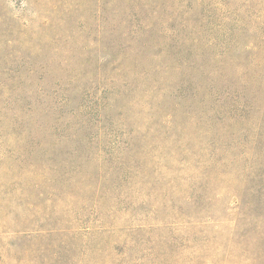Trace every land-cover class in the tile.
I'll list each match as a JSON object with an SVG mask.
<instances>
[{"label": "rangeland", "instance_id": "1", "mask_svg": "<svg viewBox=\"0 0 264 264\" xmlns=\"http://www.w3.org/2000/svg\"><path fill=\"white\" fill-rule=\"evenodd\" d=\"M0 264H264V0H0Z\"/></svg>", "mask_w": 264, "mask_h": 264}, {"label": "trees", "instance_id": "2", "mask_svg": "<svg viewBox=\"0 0 264 264\" xmlns=\"http://www.w3.org/2000/svg\"><path fill=\"white\" fill-rule=\"evenodd\" d=\"M30 81H32V79L30 78ZM203 83H204V79H203ZM11 89H9V93H10ZM206 94V92H205ZM204 94V96H205ZM208 97H204L202 100L206 99ZM229 99L232 101V106L231 107H228L229 110H233L234 112V116H235V119H243L244 116L242 115V111L244 109V107L248 108V109H253L254 108V104L252 102H250L249 99H245L243 98L242 96H240L239 94H232ZM244 99V100H243ZM215 100V99H214ZM221 106V104L219 105V107ZM228 106V105H227ZM227 106H225L224 108H226ZM238 107V108H237ZM28 112H32L34 111V108L28 106V108H25ZM210 111L216 115V113H220V111L215 107V106H212L210 105ZM208 121H211L209 119V117H207ZM218 119V118H217ZM23 135L26 134V132L24 131L22 133ZM16 137V135H14ZM20 141H23L25 140V138H23V136H21L19 138ZM43 150V149H42ZM53 152V151H52ZM236 156V155H235ZM237 156H239V154L237 153ZM237 158V157H236ZM256 241H259V238L255 237Z\"/></svg>", "mask_w": 264, "mask_h": 264}]
</instances>
